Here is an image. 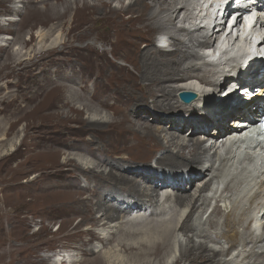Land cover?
Returning a JSON list of instances; mask_svg holds the SVG:
<instances>
[{
    "label": "bare ground",
    "instance_id": "1",
    "mask_svg": "<svg viewBox=\"0 0 264 264\" xmlns=\"http://www.w3.org/2000/svg\"><path fill=\"white\" fill-rule=\"evenodd\" d=\"M24 1L30 11L21 16V26L30 25L32 30L40 26L41 31L32 33L30 42L35 43L30 46L26 35L31 33L23 30L17 51L4 50L10 42L0 35L5 42L0 47V57H5L0 79L11 68L13 73L28 74L24 80H29L32 93L27 102L33 104L27 112L29 128L57 135L46 153L17 140L5 155L22 146L27 150L22 153L26 169L14 176L50 171L57 181L69 178L59 183L61 189L55 191L49 209L67 217L61 226L69 243L60 252L75 249L80 259L69 256L61 264H167L175 240L181 254L172 264H264V251L257 250L264 234L254 232L264 227V183L254 186L246 202L233 204L229 212H223L222 203L227 202L220 197L218 208L202 223L210 204L205 193L217 179L218 169L226 165L225 160L214 163V143L234 135L238 121L263 116L264 77L255 71L261 65L259 56L225 74L213 72L224 82L216 93L205 97L200 92L198 101L182 104L180 92L199 85L197 81H214L211 71L191 61L200 55L189 52V46L201 44L203 30L198 24L183 25L189 19L187 0ZM20 10L14 9L16 14ZM103 27L107 33L101 31ZM155 33L164 34L171 48L156 46L150 39ZM218 33L219 29L213 31L207 41ZM248 39L252 40L251 34ZM97 43L112 50H97ZM122 44L124 49L118 50ZM39 73L48 87L36 86ZM79 102L82 108H77ZM99 107L107 111L105 115ZM84 111L96 117L86 119ZM187 133L191 135L185 137ZM0 134L6 136L1 130ZM85 134L92 136L79 139ZM238 148L233 147L227 157L232 158ZM180 167L185 171L174 174ZM79 177L85 179L83 186L76 182ZM233 184L226 185V193ZM184 211L188 213L182 220ZM222 213L220 224L215 219ZM76 215L81 220L74 224ZM209 243L226 246L217 250ZM224 256L234 261L222 260ZM46 262L50 258L40 259L39 264Z\"/></svg>",
    "mask_w": 264,
    "mask_h": 264
},
{
    "label": "rangeland",
    "instance_id": "2",
    "mask_svg": "<svg viewBox=\"0 0 264 264\" xmlns=\"http://www.w3.org/2000/svg\"><path fill=\"white\" fill-rule=\"evenodd\" d=\"M23 1L24 0H0V35H5V38H7L10 42L9 47L4 50L17 51V44L21 40L20 33L23 30L31 33L27 34L28 32H26V41H29L30 46L35 43L34 39H32V42H30L33 36L32 33L37 34V31H41L40 26L33 30L29 28L30 25H27L26 27L21 26L22 20L21 22H19L20 18L22 19L21 16H23V14L25 13L28 14L30 11V8L25 9V1ZM126 3H128V1ZM115 5L118 6V4L114 3V6ZM16 8L21 9L19 14H16V12L14 11V9ZM9 28L11 30H9ZM101 31L103 33H107L108 29L106 27H103ZM161 34L162 33H160L159 35L161 36ZM181 36L183 38L182 34ZM64 38L65 37H63L62 40H64ZM159 38L160 37H158L157 33L150 35L151 41H153L156 46L164 47L166 49L171 48L170 42H167V44L161 46V44L158 43ZM7 39H5L4 41H6ZM58 42L59 44L61 43V38ZM4 44L5 42L3 43V40L0 39V47H3ZM48 47H50L49 44L47 48ZM95 47H97V50H112L111 47H104L101 43H97ZM119 47L121 48H118V50L124 49L123 44ZM141 47H144V45L142 44ZM189 47H191L190 50H188L189 52L198 54L196 50L197 47L193 48L194 46H192L191 44ZM199 57L191 58L192 63H199V65L203 66L204 71H211V68L205 66L202 63L201 58L200 60H198ZM4 60L5 57H3L2 55V57H0V66L4 65ZM13 71V68L9 70L7 69V71L4 70L2 79H0V87L2 85V87L0 88V99L3 98L4 100V102H0V130L6 133V136H2L0 134V138H4V142L0 144V264H25L26 262L27 264H39L40 259L44 258H50V262H46V264H61L62 259H66L69 256H73L72 258L74 260H79L80 256H76L77 252L75 251V249H70L73 251L67 250L69 251L68 253L60 252L64 251L61 246L69 243V241L65 239L67 231L61 226V222L63 220H66L67 217L63 215L56 216L57 214L53 215V211L49 209L51 207L53 201L52 197L55 195V191H59L61 189L59 187V183H66L70 181L69 178L63 176L57 181L55 180V178H53V175L50 174V171H48V174L46 173L45 175H41L36 171H30L27 174L14 176L13 174L15 173L16 175L17 171L20 173L21 169H26L23 164L24 156L22 153H25L27 150H25V146H22L21 150L17 151V153H12L11 156L5 155L7 154V148L12 144V142H16L17 140L19 144L22 143L23 145L25 144L27 146L33 145L37 148L38 151L40 150L42 152L44 150L43 152L46 153L48 150L53 148L54 144L52 142V137L57 135V133H54L53 135H46L45 131L41 129L31 130L29 128L31 120L28 117L30 113L27 112L30 111L33 104L27 102V97L32 93L31 88L27 87V85L30 84L29 80H24L25 77H28V74H26L25 72L16 74V72L13 73ZM36 72L37 71H35L34 74ZM5 73H7L9 76L6 77ZM78 75L81 77L80 71H77L76 76ZM42 77H44V74L39 73V82L36 86H38V88L40 89L49 86V84L46 85L47 81L45 82V79ZM12 83H14L15 85ZM43 85L46 86L40 87ZM220 86L221 83H212L211 88L210 90H208L205 97L213 96ZM82 102H79L77 104V108H82V104L87 103V100L85 99L84 102ZM149 105L151 106L152 103L149 102ZM99 109L103 110L104 115L105 112H107L103 108L99 107ZM83 117L87 119V117H96V115L84 111ZM24 129L25 133L23 132ZM89 135L90 134L79 136V139L86 140L89 138ZM190 135L191 133H187L185 137H189ZM73 139L77 140L78 136H75ZM8 141L10 144L8 143ZM148 163L152 166H156L155 162L153 161H150ZM101 168L102 169L100 170L103 171L104 167ZM178 168L173 170L174 174H182L183 171H185L183 167H180V169ZM72 179L74 180L73 176ZM78 181H80L81 186L85 184V179L83 178L79 177L76 182ZM187 211H184V214L181 213L180 216H182V220L186 213H188ZM169 217L170 216L168 213V219ZM208 217L209 216L206 215L202 223H204ZM80 220V216H74V224L79 223ZM215 220H217L221 224L223 222V214L217 217ZM87 228L90 227L83 226V229ZM206 228L212 230L207 225ZM221 230L222 227H219L218 231L221 232ZM172 243H174V241H172ZM175 243L177 244H174V246L172 245V249H170V253L165 260L167 264H172L175 259L178 258L181 254L179 244L176 240ZM208 245L210 247L216 248L217 250H220L223 246H226L225 243H222L221 245H217L215 247L212 243H209ZM221 258L222 260H224V258H227V256Z\"/></svg>",
    "mask_w": 264,
    "mask_h": 264
},
{
    "label": "water",
    "instance_id": "3",
    "mask_svg": "<svg viewBox=\"0 0 264 264\" xmlns=\"http://www.w3.org/2000/svg\"><path fill=\"white\" fill-rule=\"evenodd\" d=\"M196 95L192 93H182L180 95V100L183 104H191L195 101Z\"/></svg>",
    "mask_w": 264,
    "mask_h": 264
}]
</instances>
